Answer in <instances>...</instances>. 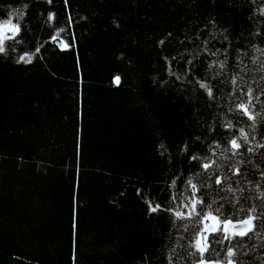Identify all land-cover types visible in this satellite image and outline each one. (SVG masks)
<instances>
[{
  "label": "trees",
  "instance_id": "obj_1",
  "mask_svg": "<svg viewBox=\"0 0 264 264\" xmlns=\"http://www.w3.org/2000/svg\"><path fill=\"white\" fill-rule=\"evenodd\" d=\"M261 5L0 0V22L26 25L18 50L40 47L42 56L27 65L0 59V264H161L169 224L166 214H146L144 198L155 202L167 179L187 168L179 145L191 146L195 136L221 138V111L246 99L239 88L229 96V83L221 93L214 88L217 100H210L191 75L169 76L164 57L181 74L204 39L213 50L227 45L229 75L238 72L255 95L264 88V54L252 48H264ZM13 10L27 14L9 18ZM46 10L56 19L46 22ZM253 103L259 110L264 95ZM209 125L217 131L209 134Z\"/></svg>",
  "mask_w": 264,
  "mask_h": 264
},
{
  "label": "snow or ice",
  "instance_id": "obj_2",
  "mask_svg": "<svg viewBox=\"0 0 264 264\" xmlns=\"http://www.w3.org/2000/svg\"><path fill=\"white\" fill-rule=\"evenodd\" d=\"M45 3L50 5L52 0H45ZM63 3L67 7L68 0H63ZM23 8L27 9L28 4L25 3ZM258 10L264 15V5ZM26 14L25 11L13 10L7 16L14 18L19 15L23 19ZM41 15L46 17V22L56 19L52 10H46ZM68 22L71 23L70 17ZM209 23L214 25L215 22L210 20ZM25 31L26 25L22 26L14 19L0 22V59H10L17 65L31 64L34 57L42 59V56H36L40 47H35L34 52L18 50L17 45L23 42L22 33ZM210 35L215 38V33ZM254 35H261L259 28ZM223 40L228 41V37L224 36ZM163 43V39L158 41V44ZM208 44L209 40L204 39L197 46L200 51L195 47L192 49L181 74L172 70L165 56L168 75L176 81H184L191 75L189 82H195L210 100H217L214 88L221 93L223 85L229 83L232 86L229 96L234 95L233 89L239 88L246 99L237 97V103L227 107L226 112L221 111L223 119L218 125L222 130L221 138L195 136L191 146L187 141L178 146L179 153L184 154L187 168L167 179L155 202L144 198L146 214H166L169 224L167 240L170 243L164 245L167 252L161 264H249L250 261L252 264H264V151H259L264 149V106L256 110L253 103V100L259 102L264 88L254 95L252 85L245 84L238 72L229 75L228 46L222 44L213 50ZM69 46L64 45L65 48ZM252 48L264 54V48L255 44ZM236 51L240 53L244 50L238 48ZM221 52L225 53L223 58H219ZM14 53L16 55H12ZM207 57L215 59L207 60L205 65ZM234 60L239 62L234 67L239 68L243 63L239 54ZM251 60L255 62L257 57L253 55ZM200 67L204 69L202 76L197 75ZM261 70H264V64H261ZM113 80L119 85L120 75H115ZM164 83L162 80L161 85ZM216 107L222 106L217 103ZM216 131L217 126H208L209 134ZM159 148L168 151L163 143ZM164 152L160 155L163 156ZM245 153L250 155L245 158ZM168 158L170 160L171 156ZM137 195H140V189H137ZM258 248L259 255H249L256 253ZM246 256L249 257L247 260Z\"/></svg>",
  "mask_w": 264,
  "mask_h": 264
}]
</instances>
